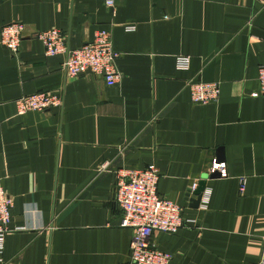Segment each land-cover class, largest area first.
<instances>
[{
  "label": "crops",
  "instance_id": "0c3cea01",
  "mask_svg": "<svg viewBox=\"0 0 264 264\" xmlns=\"http://www.w3.org/2000/svg\"><path fill=\"white\" fill-rule=\"evenodd\" d=\"M14 21L19 51L0 41V176L14 199L0 264H129L116 171L150 164L184 207L178 232L152 235L170 264H264V0H116L115 15L105 0H0V38ZM51 28L72 48L110 30L121 79L70 78L36 36ZM189 81L218 82L219 99L194 102ZM40 91L62 104L19 114L16 99ZM214 159L229 176L212 177Z\"/></svg>",
  "mask_w": 264,
  "mask_h": 264
},
{
  "label": "built area",
  "instance_id": "2783aa9c",
  "mask_svg": "<svg viewBox=\"0 0 264 264\" xmlns=\"http://www.w3.org/2000/svg\"><path fill=\"white\" fill-rule=\"evenodd\" d=\"M105 5L116 14V0H105ZM24 23L14 21L1 28V43L13 53L20 49ZM46 50L47 55L64 54L63 70L70 78L89 74L103 78L109 86L115 85L121 79L116 62L120 56L113 46L112 32L99 29L94 39L83 45L72 48L69 46L66 34L51 28L36 34ZM176 65L187 69L190 65L189 55H178ZM260 82L259 91L254 96L264 95V64L258 69ZM191 98L197 103L217 101L220 96V84L216 81H189ZM19 114L27 111H44L62 104V96L58 92L40 91L16 99ZM211 174L221 177L229 176L226 162L214 159L210 167ZM160 171L150 164L144 169H120L116 171L115 199L122 208L123 215L120 226L131 227L133 236L131 242V257L129 264H170L172 255L160 250L152 240L154 231L176 233L185 224L183 205L168 199L158 192ZM247 177H239L240 192H244ZM197 183L192 187L196 189ZM14 199L6 193L0 176V262L3 261L6 236L11 231L9 223L12 218Z\"/></svg>",
  "mask_w": 264,
  "mask_h": 264
},
{
  "label": "water",
  "instance_id": "95a60500",
  "mask_svg": "<svg viewBox=\"0 0 264 264\" xmlns=\"http://www.w3.org/2000/svg\"><path fill=\"white\" fill-rule=\"evenodd\" d=\"M216 176H219V174H213L212 177H216ZM205 182L204 181H201L198 185V187H196V189L192 190V189H189L188 191V195L187 196H190L191 193H193L194 195H196V198H191L190 197V200L192 203H194L195 205H199L202 198H203V194H204V190H205Z\"/></svg>",
  "mask_w": 264,
  "mask_h": 264
}]
</instances>
